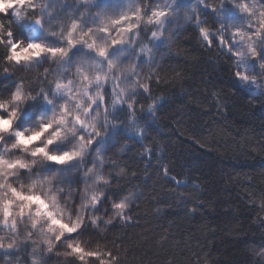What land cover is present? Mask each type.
Segmentation results:
<instances>
[{"label":"clouds","instance_id":"clouds-1","mask_svg":"<svg viewBox=\"0 0 264 264\" xmlns=\"http://www.w3.org/2000/svg\"><path fill=\"white\" fill-rule=\"evenodd\" d=\"M32 2L35 11L20 0L10 17L0 16L4 24V42L0 43V264H94L88 260L69 262L68 241L57 247L55 233L48 231L47 217L26 213L21 218L19 205L35 207L37 199L46 201V209L68 222L83 214L79 201L85 184L81 181L86 178L88 187L92 186L93 169L98 170L99 164L95 149L101 146L112 155L105 141L110 132L125 123L117 119V113L129 112L127 105L134 101L138 107L133 93L139 95L137 90L148 84L149 73L154 72L145 63L146 55L139 63L137 56L148 45H156L153 31L164 38L171 36V45L176 43L180 32L173 25L177 19H187L201 47L212 48L225 57L235 68V77L236 58L231 53L241 52L248 76L255 77L259 87L264 86V31H260L264 0H189L184 4L180 0ZM12 7L11 0H0V13ZM153 11L167 15L159 17V24H150ZM135 15L140 18H133ZM37 16H42L43 26L35 23ZM121 17L129 19L123 25L113 23ZM73 22L76 29L70 45L68 33ZM9 27L14 33V47L8 44ZM104 27L112 35L101 31ZM248 33L252 34L251 41ZM112 40L119 43L113 45ZM93 41L95 48L89 47ZM159 42L164 44L163 40ZM249 43L257 53L255 58L248 52ZM53 47L64 48L67 54L53 56L45 50ZM101 48L106 55L99 54ZM57 83L63 87L58 89ZM97 131L101 133L99 138ZM50 155L56 159H49ZM9 186L23 193L25 199H17ZM6 201H14L8 225L3 214L8 207ZM13 219L15 230L11 227ZM37 220L38 226L33 229ZM79 239L85 246L89 244L87 236ZM254 258L264 261V243L258 246Z\"/></svg>","mask_w":264,"mask_h":264},{"label":"trees","instance_id":"trees-1","mask_svg":"<svg viewBox=\"0 0 264 264\" xmlns=\"http://www.w3.org/2000/svg\"><path fill=\"white\" fill-rule=\"evenodd\" d=\"M177 31L155 57V113L139 93L136 119L118 112L125 123L105 141L146 197L115 233L122 257L128 249L122 264H264L254 258L264 243V86H241L189 23Z\"/></svg>","mask_w":264,"mask_h":264},{"label":"snow or ice","instance_id":"snow-or-ice-1","mask_svg":"<svg viewBox=\"0 0 264 264\" xmlns=\"http://www.w3.org/2000/svg\"><path fill=\"white\" fill-rule=\"evenodd\" d=\"M3 2H7V0H3ZM25 3L31 5L32 10L35 11V4L32 0H24ZM90 3L91 0H88ZM20 4V0H15L12 8L4 9L0 16L10 17L14 12L15 7ZM22 6V5H21ZM44 7H47L45 5ZM167 15V13H162L159 11H153L148 19V23H160L159 17ZM133 18L139 19V15H135ZM128 17H121L120 20H114L113 23L123 25L125 21H127ZM179 20V19H177ZM185 25L189 22L185 19ZM11 23V21H10ZM35 23L43 26V18L42 16H37L35 18ZM139 27L138 25L136 26ZM3 21L0 20V43H3ZM76 29V23L73 22L72 28L68 33V42L69 44H73L72 40L73 31ZM101 31L105 32L107 35H112L111 31L104 27L101 28ZM201 33H203V29H200ZM260 31H264V22L261 24ZM84 35H88L85 33ZM153 39L155 42H159V40L164 41V45L170 47L172 43L171 36L168 38H164L162 33H157L153 31L152 33ZM241 36L245 35L244 33H240ZM7 36L9 37L8 44L10 46H15L16 41L12 39L14 33L9 27ZM248 40H252V34H247ZM83 39V36L81 37ZM119 43L117 40H112V44L115 45ZM207 43L211 46V38L208 39ZM219 43V41H217ZM89 47L95 48L96 44L93 41L89 44ZM248 52L249 54L255 58L257 53L252 46L251 43L248 44ZM47 52L52 54L53 56L60 54L66 55L67 52L64 48H45ZM9 52H11V47L9 48ZM99 54L106 55V51L101 48L99 49ZM236 58L237 70L235 75L237 78L241 79L243 82L248 83L251 82L253 85H256L255 77H249L247 74L246 68V58L239 51L233 50L231 53ZM147 56L145 63L149 66V68H153V65L156 63L155 60V46L154 44L148 45L146 48L141 50V53L137 56V62L144 57ZM264 67V65H261ZM156 76L158 82V76L156 72L150 71L148 76V84L144 88H139L137 90L138 93H146L147 96L151 99L152 102L147 104V110L150 113H155L156 102L163 99L161 97H153L152 96V79ZM63 85L57 83V88H62ZM138 100L139 95L137 93H133ZM129 108L130 117L132 120L136 119V102L127 105ZM144 109V104H141V110ZM107 124V119L105 121ZM97 137L101 136V133L97 131ZM106 136V133H105ZM90 144H95L96 141L89 140ZM123 148L119 150V154H122ZM95 156L99 157L98 170L94 167L93 174L91 176V187H88L89 180L84 178L82 179V183L85 184V189L82 193V196L79 201V205L83 207L84 211L82 215H77L76 218L72 222L65 221L62 215L54 214L50 209H46L44 205L47 203L46 201H42L37 199V205L33 207L32 204L22 203L19 205V216L23 218L26 213L35 215L36 217L45 216L49 222L48 231L55 233L56 237V245L57 247L62 244L65 240L68 241L67 249L68 252L66 256L71 262L72 260L76 261H92L94 264H122V261L127 256V247H125L124 256L122 257L120 254V247L116 243L115 233L121 231L122 229L130 226L131 221L133 220V216L131 213L133 212V204L136 201L143 203V200L146 197L142 192L137 191L138 186H132L130 184L125 183L127 180L126 169L119 163L117 159L113 155H109L101 146H97L95 149ZM49 159H56V156L50 155ZM165 175H167V168L164 169ZM134 175V173H132ZM9 190L13 193V195L20 200L25 199V195L23 193L17 192L15 187L9 186ZM31 199V197H28ZM8 207L3 209L4 214V223L8 225L9 218L12 216L11 206L14 201H6L5 202ZM139 208V204L136 205ZM160 209H156V213H159ZM39 221L33 222V229L38 226ZM59 226V231H57V227ZM11 227L13 230L16 228V222L13 219L11 221ZM109 234H113V239L109 242L108 236ZM87 236L89 238V244L85 246L83 242L79 239V237ZM104 241V243H101ZM47 244H51V241H45ZM109 243H111V247H109ZM2 247V245H0ZM51 251V249H50Z\"/></svg>","mask_w":264,"mask_h":264},{"label":"rangeland","instance_id":"rangeland-1","mask_svg":"<svg viewBox=\"0 0 264 264\" xmlns=\"http://www.w3.org/2000/svg\"><path fill=\"white\" fill-rule=\"evenodd\" d=\"M11 2H12V3H15V0H11ZM180 2H181L182 4H184V3H188L189 0H180ZM183 23H184L183 20H177V21L174 23L173 27L177 30L178 27H179L180 25H182ZM167 48H168V47L165 46L164 44H162V43H160V42H157L156 45H155V57H156L158 54L162 53V51L165 50V49H167ZM165 53H166V52H164V54H165ZM162 54H163V53H162ZM155 59H156V58H155ZM238 80L240 81V83H241L243 86L248 87V88H250V89L253 90V91H258V90L261 89V87H256V86H254L252 83H245V82H243V81L240 80V79H238Z\"/></svg>","mask_w":264,"mask_h":264}]
</instances>
